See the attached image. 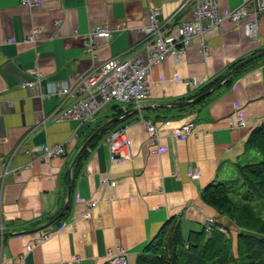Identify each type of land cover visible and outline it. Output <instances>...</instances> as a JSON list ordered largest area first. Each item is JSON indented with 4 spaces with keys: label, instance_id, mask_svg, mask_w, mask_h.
Returning a JSON list of instances; mask_svg holds the SVG:
<instances>
[{
    "label": "crops",
    "instance_id": "crops-1",
    "mask_svg": "<svg viewBox=\"0 0 264 264\" xmlns=\"http://www.w3.org/2000/svg\"><path fill=\"white\" fill-rule=\"evenodd\" d=\"M240 1L218 0L219 10L227 13ZM34 2L29 7L20 0H0V262L108 264L109 249L120 245L129 264H137L140 253L172 219L187 236L212 218L229 233L235 253L239 227L201 194L215 181L237 178L238 161L258 156L248 149L247 140L264 124V15L256 38L227 20L223 30L205 34L209 58L195 38L185 54L155 65L150 99L139 110L133 104L117 106L124 117L119 125L126 126L131 141L130 156L112 159L102 138L87 145L76 174L74 159L80 148L98 128L89 134L96 123L120 116L117 104H109L94 123L78 127L74 121L54 119L58 97H42L40 88L21 84L34 71L41 73L45 88L71 82L108 58L139 55L150 38L144 29L150 9H160L166 28L192 19L193 1L180 11L186 0ZM95 27L110 29L112 35L94 39L90 53L88 34ZM189 77L203 85L216 80L221 84L204 103L194 105L191 95L196 90L185 83ZM229 117L246 125L231 128ZM146 120L158 127V143ZM189 121L197 134L184 139L175 135ZM46 143H63L65 153L40 158L34 149ZM189 171L198 177L190 178ZM69 178L68 208L55 219L65 205ZM89 201L96 205L87 213ZM46 231L49 235L41 239Z\"/></svg>",
    "mask_w": 264,
    "mask_h": 264
},
{
    "label": "built area",
    "instance_id": "built-area-1",
    "mask_svg": "<svg viewBox=\"0 0 264 264\" xmlns=\"http://www.w3.org/2000/svg\"><path fill=\"white\" fill-rule=\"evenodd\" d=\"M29 7L35 5L34 0H20ZM193 1L192 19H182L172 26L163 27L160 20L161 11L151 8L149 11V23L144 27L150 33L148 44L143 53L134 57H111L97 63L88 73L80 75L75 80L51 83L44 87L41 73L34 71L32 79L21 84L23 88L39 89L38 95L42 97L56 96L60 104L56 109L54 119L56 121H74L78 127L84 123H94L111 103L118 105L133 104L134 109L139 110L142 104L151 97L150 76L155 65L172 56L179 58L185 54L198 38V48L205 59L211 56V47L205 34L214 29L223 30L225 21H230L235 27H241L246 35L257 37L259 17L264 15V0H241L231 11L222 13L219 10L218 0H186L178 11L182 10L188 2ZM252 17L251 19H248ZM112 35L110 29L95 27L88 34L89 43L86 51L94 53L93 41L97 37L109 39ZM33 39V35L27 37ZM185 83L194 90H198L204 84L197 77H189ZM140 119H144L140 116ZM231 128L244 127L246 122L242 119L228 118ZM147 129L152 138L158 143L159 129L155 123L146 120ZM170 120L165 121L169 125ZM78 129L74 131L77 134ZM175 135L184 139L188 135H196L195 124L189 121L175 129ZM105 143L109 146L112 159L130 156L131 141L127 135L125 125H119L111 130L105 137ZM159 150V147H158ZM34 151L40 158H50L65 153L63 143L37 145ZM192 179L198 177L196 171H189ZM2 175H0L1 181ZM108 182L107 179H102ZM108 184L113 187L114 181ZM89 210L96 203L88 202ZM215 222L212 218L205 221V229L210 232ZM219 230L226 233L222 227ZM227 234V233H226ZM49 232L42 234L41 239L46 238ZM0 264H8L5 260ZM108 264H129L127 254L120 245H115L108 251Z\"/></svg>",
    "mask_w": 264,
    "mask_h": 264
},
{
    "label": "trees",
    "instance_id": "trees-1",
    "mask_svg": "<svg viewBox=\"0 0 264 264\" xmlns=\"http://www.w3.org/2000/svg\"><path fill=\"white\" fill-rule=\"evenodd\" d=\"M220 84L216 80L202 85L191 95V99L213 90L193 104L204 103ZM117 106H114L117 108L116 115H121L122 109ZM123 118L105 127L89 142V147L118 127ZM103 122L96 123L89 134ZM247 147L258 153L257 158L238 161L235 164L237 178L215 181L201 194L206 203L239 227L236 252H233L229 233L219 230L217 224L210 232L204 226L184 236L179 221L172 219L140 253L137 264H264V124L252 131ZM87 153L88 148H85L75 163L74 173L80 170Z\"/></svg>",
    "mask_w": 264,
    "mask_h": 264
},
{
    "label": "water",
    "instance_id": "water-1",
    "mask_svg": "<svg viewBox=\"0 0 264 264\" xmlns=\"http://www.w3.org/2000/svg\"><path fill=\"white\" fill-rule=\"evenodd\" d=\"M253 58V57H252ZM252 58H250L249 60H251ZM213 89H210L206 92H204L203 94L199 95L198 97L195 98L196 101L200 100L201 98H203L204 96L210 94L212 92ZM123 116H116L113 118L108 119L107 121H105L101 126H99L89 137L88 139L84 142V144L82 145V147L80 148L77 156L74 159V163L77 162V160L79 159L81 153L83 152V150L87 147V145L89 144V142L97 135L99 134L105 127H107L108 125L114 123L115 121H117L118 119H120ZM71 193H72V185H71V178H69V183H68V187H67V199L65 202L64 207L61 209V211L56 215L55 219H58L59 217H61L63 215V213L65 212V210L68 208L69 202H70V198H71Z\"/></svg>",
    "mask_w": 264,
    "mask_h": 264
},
{
    "label": "rangeland",
    "instance_id": "rangeland-1",
    "mask_svg": "<svg viewBox=\"0 0 264 264\" xmlns=\"http://www.w3.org/2000/svg\"><path fill=\"white\" fill-rule=\"evenodd\" d=\"M235 177V176H234Z\"/></svg>",
    "mask_w": 264,
    "mask_h": 264
}]
</instances>
